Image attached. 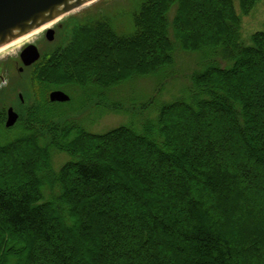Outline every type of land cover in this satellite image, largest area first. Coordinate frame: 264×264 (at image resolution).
<instances>
[{
	"label": "trees",
	"instance_id": "trees-1",
	"mask_svg": "<svg viewBox=\"0 0 264 264\" xmlns=\"http://www.w3.org/2000/svg\"><path fill=\"white\" fill-rule=\"evenodd\" d=\"M132 1V33L88 18L32 71L43 97L0 144V264H264V30L244 44L234 0ZM176 44L210 58L155 117L103 134L52 121L55 86L113 87ZM118 144L136 156H111ZM55 153L70 157L58 170Z\"/></svg>",
	"mask_w": 264,
	"mask_h": 264
},
{
	"label": "rangeland",
	"instance_id": "rangeland-1",
	"mask_svg": "<svg viewBox=\"0 0 264 264\" xmlns=\"http://www.w3.org/2000/svg\"><path fill=\"white\" fill-rule=\"evenodd\" d=\"M234 3L237 13L242 19L240 40L244 44L250 45L252 35L264 30V0H258L248 14L243 13L240 0H234ZM139 8L140 3L138 1L98 0L42 28L38 34L0 52V110L4 111L11 105H17L16 102L21 101L19 93H23L24 98L26 97L28 100L24 107L22 123L10 131L4 125H1L0 144L18 133L20 134L23 125H28L26 122L30 121L29 114L31 111L27 109L36 99V93L32 86V68H24V71L20 72L23 64L20 61L19 54L25 44H35L42 54V60H47L46 58L53 54L55 48L65 47L71 42L76 25L84 24L90 16H94L91 19H100L102 16L106 18L107 14L110 16L111 27L115 32L118 34L132 33L134 14ZM53 26L56 30V36L53 42H49L46 38V29ZM179 45L176 44L175 46L172 63L166 64L150 74L136 76L110 88L100 89L95 87L90 89L92 91L86 92L77 84L55 86L54 88H60L67 92L71 96V101L70 103L49 105L51 110L58 111V116L55 113V120L52 121L62 123L68 122L69 119L73 121L74 119H80V124L93 134L106 133L124 124L127 125L133 120H135V126H140L144 117L156 116L157 106L172 102L183 96L192 84L194 73L203 70L204 65L207 64L205 58H210L205 57L202 51L184 50ZM139 61L140 58H137V62ZM48 100H50L49 95ZM153 100H155L154 105L148 109V104ZM60 114L61 116H59ZM188 118L191 119L190 116ZM78 123L77 125H79ZM108 150L111 156L118 154L117 156L122 160L121 162H128L123 160V153H125V156L131 154L133 158L136 156L132 153V150L122 144H118L113 149L108 148ZM52 157L54 158L55 168L63 166L70 160L66 153H55ZM253 208L258 218H264V213L260 214L259 209ZM245 224V230L252 229V222L248 224L246 222ZM225 225L227 226L226 223ZM239 226L241 228L240 224ZM221 227H224V225H221ZM255 231L264 232V228L262 225L260 229L255 226Z\"/></svg>",
	"mask_w": 264,
	"mask_h": 264
},
{
	"label": "water",
	"instance_id": "water-1",
	"mask_svg": "<svg viewBox=\"0 0 264 264\" xmlns=\"http://www.w3.org/2000/svg\"><path fill=\"white\" fill-rule=\"evenodd\" d=\"M93 1L95 0H0V47ZM47 36L49 40H53L54 29H50ZM39 58V49L33 44L22 52V59L26 65ZM69 98L60 90L51 94L53 101H67ZM17 119L18 114L10 108L7 126L14 125Z\"/></svg>",
	"mask_w": 264,
	"mask_h": 264
},
{
	"label": "bare ground",
	"instance_id": "bare-ground-1",
	"mask_svg": "<svg viewBox=\"0 0 264 264\" xmlns=\"http://www.w3.org/2000/svg\"><path fill=\"white\" fill-rule=\"evenodd\" d=\"M45 27H46V26H45ZM43 28H44V27H43ZM41 30H42V28L39 29V30H36V31H34V32H32V33L26 35V36H23V37H21V38H19V39H17V40H14V41H12V42H10V43H8V44L2 46V47H0V52H3V51H5V50H7L9 47L13 46L14 44L19 43V42H22V41L26 40L27 38L32 37V36L38 34Z\"/></svg>",
	"mask_w": 264,
	"mask_h": 264
},
{
	"label": "flooded vegetation",
	"instance_id": "flooded-vegetation-1",
	"mask_svg": "<svg viewBox=\"0 0 264 264\" xmlns=\"http://www.w3.org/2000/svg\"><path fill=\"white\" fill-rule=\"evenodd\" d=\"M16 104H17V102H16ZM17 107H18V109H21V107L17 104ZM19 112V111H18ZM5 117V116H4ZM6 117H7V115H6Z\"/></svg>",
	"mask_w": 264,
	"mask_h": 264
}]
</instances>
